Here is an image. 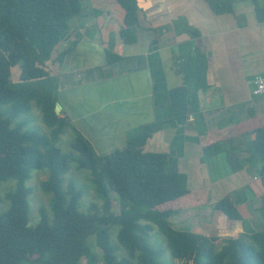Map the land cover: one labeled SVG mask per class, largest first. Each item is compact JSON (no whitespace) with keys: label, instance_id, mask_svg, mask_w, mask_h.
Segmentation results:
<instances>
[{"label":"trees","instance_id":"trees-1","mask_svg":"<svg viewBox=\"0 0 264 264\" xmlns=\"http://www.w3.org/2000/svg\"><path fill=\"white\" fill-rule=\"evenodd\" d=\"M208 1L216 13L232 10V0ZM116 2L123 10L119 36L131 44L138 25L136 0ZM80 7L79 0H0V106L4 105L0 109V182L16 180L14 189L0 195L1 209L4 200L9 203L0 210V264H83L82 258L86 264H164L162 249L149 242L154 226L165 236L171 257L181 264H264V224L237 236L218 237L177 229L170 223L171 215L206 202L207 193L190 191L184 174L167 172L164 152L144 151L146 131L129 137L123 148L99 155L67 116L56 113L58 76L52 69L66 53L57 52L56 47ZM254 9L264 20V6L254 0ZM105 54L107 63L121 59L110 48ZM203 66L198 50L180 65L186 79L195 80L196 89L206 87ZM32 103L50 128L48 135L25 128L23 120L12 124ZM69 128L71 150L64 153L56 144ZM242 136L240 143L234 144L237 137L228 136L207 143L203 156L212 157L225 147L232 172L259 165L257 174L264 184V125ZM71 166L89 171L101 201L99 211L94 202L87 211L79 210L81 189L72 179L64 185ZM41 168L49 172L39 187L52 194V218L40 208L39 222L32 226L31 191L25 182L33 169ZM246 193L243 188L234 197L224 195L213 208L227 219L243 220L237 206L247 200ZM114 201L119 203L118 213L112 209ZM255 202V212L264 217V194ZM114 226L116 244L109 235ZM91 235L101 250L100 260L88 242ZM119 247L125 254H119Z\"/></svg>","mask_w":264,"mask_h":264},{"label":"crops","instance_id":"crops-1","mask_svg":"<svg viewBox=\"0 0 264 264\" xmlns=\"http://www.w3.org/2000/svg\"><path fill=\"white\" fill-rule=\"evenodd\" d=\"M79 1L80 11L56 47L66 51L52 69L58 76V114L67 116L99 155L146 131L144 151L164 152L167 172L184 174L190 191L207 193L203 204L168 218L175 228L218 237L260 229L259 165L232 172L225 147L203 156L207 143L228 137L240 143L241 134L264 125V93H255L251 82L264 71V20L254 0H232V10L221 13L208 0H136L131 44L119 36L123 10L116 0ZM255 2L264 6V0ZM108 48L121 59L107 63ZM196 50L204 59L201 89L180 69ZM243 188L247 200L237 206L243 220L218 219L215 201Z\"/></svg>","mask_w":264,"mask_h":264},{"label":"rangeland","instance_id":"rangeland-1","mask_svg":"<svg viewBox=\"0 0 264 264\" xmlns=\"http://www.w3.org/2000/svg\"><path fill=\"white\" fill-rule=\"evenodd\" d=\"M15 73L12 72L11 79L15 80ZM4 105L0 106L2 110ZM23 120L26 122L25 128H29L35 130L41 134H49L50 128L46 126L42 121V114L39 108L32 103L31 108L28 112L20 114L19 116L14 118L15 124L16 122ZM71 128L68 129L64 134L60 136L59 141L57 142V146L61 149L62 152L67 153L71 150L70 143L73 138ZM48 170L46 168L41 169H33L30 173L29 179L26 180L25 184L30 188V194L28 195V204H29V225L34 226L39 222L40 218V208H43L46 214L48 215L49 219L52 218V211L50 206V201L52 194L48 192H43L39 184L42 180L48 177ZM90 174L89 171L85 169L78 170L75 166H71L68 170L67 174L65 175L64 185L72 179L78 187L82 191V197L79 202V210L80 211H87L90 203L94 202L97 205V210L99 211L101 208V201L97 198L96 193L94 192V185L89 178ZM16 180L14 178H9L5 181L0 182V195L3 196L6 191L12 190L15 188ZM114 194V193H113ZM115 195V194H114ZM112 209L115 213L119 211V203L118 201H114ZM3 209H7L9 203L5 200L1 203ZM220 216L218 219H224L227 221V218L224 217L223 214H219ZM217 219V220H218ZM116 234H117V227H111L109 229L110 235V242L116 244ZM88 242H90L92 246L93 252L97 255V257L101 258V250L96 245L94 236L91 235L88 237ZM149 242L155 248L162 249L160 260L163 261L164 264H181L178 259H173L171 254L166 246V238L165 236L158 230L156 226H154L153 230L150 232ZM118 252L120 255L125 254V250L122 247L118 248ZM82 263L86 264V259L82 258ZM96 264H100V261Z\"/></svg>","mask_w":264,"mask_h":264},{"label":"built area","instance_id":"built-area-1","mask_svg":"<svg viewBox=\"0 0 264 264\" xmlns=\"http://www.w3.org/2000/svg\"><path fill=\"white\" fill-rule=\"evenodd\" d=\"M251 82L254 85L255 93H264V71L255 75Z\"/></svg>","mask_w":264,"mask_h":264},{"label":"water","instance_id":"water-1","mask_svg":"<svg viewBox=\"0 0 264 264\" xmlns=\"http://www.w3.org/2000/svg\"><path fill=\"white\" fill-rule=\"evenodd\" d=\"M58 110H59V107L56 105V106H55V111H56V113H58Z\"/></svg>","mask_w":264,"mask_h":264}]
</instances>
